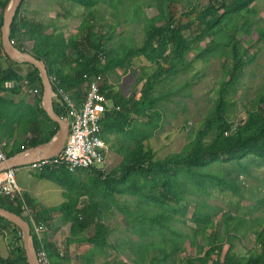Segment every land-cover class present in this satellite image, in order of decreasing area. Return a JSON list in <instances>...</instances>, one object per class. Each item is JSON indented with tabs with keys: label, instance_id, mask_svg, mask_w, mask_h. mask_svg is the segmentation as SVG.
<instances>
[{
	"label": "trees",
	"instance_id": "1",
	"mask_svg": "<svg viewBox=\"0 0 264 264\" xmlns=\"http://www.w3.org/2000/svg\"><path fill=\"white\" fill-rule=\"evenodd\" d=\"M29 1L37 0H23L13 18L9 36L13 47L43 61L48 77H54L71 99H82L85 76H101L100 90L111 102V109H107L101 120L102 140L110 132H121L115 128L116 124L130 127L126 132L130 140L117 150L121 161L106 175L101 168L93 169L94 176H87L86 180L81 176L88 175V171L69 173L62 166L41 171L40 178L64 190L67 201L63 204L47 208L28 194H23L24 204L18 198L0 197L1 208L29 224L36 253L43 249L50 264H71L69 250H59L50 240L51 235L68 226L69 236L78 243L97 240L102 243V264H108L113 252L124 254L125 244L129 245L133 256L129 259L132 264H175L176 260L177 264H264L263 222H259L261 230H251L260 252L238 258L233 253V243L250 227H244L240 215L224 212L206 202L216 191H229L239 198L244 191L238 175L212 173L209 169L212 165H232L248 173L249 161L264 164V78L258 95L245 110V117L235 122L227 118L228 112L235 109L232 95L237 91L236 85L260 51L257 48L250 53V50L256 43H264V15L260 18L256 9L257 3L264 0H206L205 3L195 0L182 10L178 6L183 0H148L144 6L155 10L151 17H145L140 5L132 1L131 18L128 15L126 21H143L142 40L137 46L124 45L120 51H115V45L110 43L116 25L105 22L103 11L112 9L119 14L124 0H61L70 5L68 13L76 8L85 10L74 33H67L55 22L48 24L31 17L22 8ZM8 2L0 0V28ZM127 12L125 7L122 14L127 15ZM253 33L256 40L250 38ZM192 53V61L205 65L220 53L222 76L216 97L202 121L190 132L184 147L164 158H156L151 139L164 124L166 104L190 85L186 80L174 90L172 83L191 65L187 57ZM1 57L9 65L0 64V142L13 140L6 153L9 158L48 142L57 125L53 124L46 134L41 130L39 117H48L40 107L42 84L37 69L28 63L12 62L0 42ZM143 63L148 64L151 73H145V67L141 66L129 94L114 93L109 77L116 70L125 75L135 65ZM22 65L28 67L24 74ZM136 88H139L137 92ZM22 90L36 91L32 105L15 106L12 100L2 97L8 91L20 94ZM15 107L17 111L12 112ZM55 112L62 115L61 109L55 108ZM16 131L24 132L25 141L14 140ZM84 196L86 201L81 200ZM259 203L264 206V199ZM115 212L127 225L125 232L135 235L137 241L110 240L113 229L105 222ZM189 213L190 235L175 228L176 222L186 224ZM218 215L222 233L217 229ZM33 223L46 229L40 240L34 233ZM2 224L5 230L0 233L4 236L8 231L9 241L8 255L0 254V264H26L20 231L0 218ZM198 237L207 240L209 247L201 256L181 258L179 255L185 253L186 242L194 247ZM82 264L96 263L94 258H87ZM117 264L127 262L120 260Z\"/></svg>",
	"mask_w": 264,
	"mask_h": 264
},
{
	"label": "rangeland",
	"instance_id": "2",
	"mask_svg": "<svg viewBox=\"0 0 264 264\" xmlns=\"http://www.w3.org/2000/svg\"><path fill=\"white\" fill-rule=\"evenodd\" d=\"M107 1V0H106ZM132 1H136L139 4L142 14L145 17H151L155 10L147 9L144 4L148 0H124V5L119 7V14L114 10L106 9L103 11L105 15V22L110 25H116L111 45H115V51H120L122 46L131 44L137 46L142 40V27L143 21L131 22L127 20L128 15L131 18L132 7L134 4ZM150 1V0H149ZM195 0H183L182 4L178 6L180 10L185 9L186 6L194 3ZM201 3H205L206 0H200ZM70 5L61 0H37L25 2L22 6L31 17H34L37 21L45 23H56L59 27H62L67 33H74L75 26L79 23L84 15L85 10L82 8H76L73 12L68 13ZM127 9V15H123ZM103 10L104 7L100 6ZM256 9L259 12L260 18L264 15V3H257ZM141 19V17H140ZM126 21V22H125ZM262 25V24H261ZM108 29V27L106 28ZM253 40L257 39L255 33L250 37ZM248 38H246L247 40ZM205 45L203 44V47ZM260 49L256 59L253 63L247 66L241 76L238 84L236 85V93L232 95L233 101L236 103L235 109L228 112L227 118L229 121H239L245 117V110L249 108L251 102L258 95V91L262 88L264 78V43L263 41L255 44L254 48L250 50L252 53L256 49ZM193 53L189 54L187 59L192 61ZM221 55L218 53L209 60L207 65L201 63V61H192L191 65L181 73L178 77L173 79L172 86L174 90L178 89L184 81H190V85L184 88L179 95H175L171 102L165 106V121L162 128L155 132L154 137L151 139L150 146L155 152L156 158H164L170 153L180 151L186 142L189 140L190 132L193 131L198 124L204 118V115L210 107L212 101L216 97V90L218 88V81L222 76L221 70ZM141 66L145 67V73H151V68L148 64L135 65L134 69L129 70L128 73L123 75L121 70H116L115 74L109 77V84L114 93L120 92L123 95L129 94L134 86L138 76L141 72ZM139 88L134 91L137 92ZM108 106L111 107V102H108ZM187 125V127H186ZM249 171L240 172L232 165H212L209 169L212 173L219 175H238L239 180L244 191L241 193L242 199L233 193L226 191L224 193L214 192L213 196L207 199V204L213 207H220L224 212L230 211L233 215H247L249 218L253 216V212L250 214V208H258L261 205L260 200L264 199V164L258 165L256 161H249ZM28 182V195L33 197L34 190H36L37 200L43 202L48 206H59L65 202L62 195V188L55 185L49 180L40 178V173L34 171L31 176L27 177ZM124 199V198H122ZM202 199V198H201ZM67 201V199H66ZM123 201V200H121ZM130 202V200H129ZM249 207V208H248ZM214 212V209H212ZM257 212V211H256ZM189 216L185 218L186 224L181 222L175 223V228L181 232L190 235L192 225L189 222ZM218 223V231L222 233L221 217H216ZM109 228L113 229L110 236V240L122 239L137 241L135 235H130L125 232L126 224L121 220V217L116 212L105 222ZM0 230H5V224L0 225ZM92 234H89V236ZM8 231L4 232V236L0 233V254L3 257L8 255ZM73 246V250L76 252L77 257L75 264L84 263L87 258H94L96 264L103 263L104 250L102 243L97 240L93 243H78L75 239H70ZM209 247L207 240L197 238L194 247L190 246L188 242L185 244V253L179 256L185 257L189 255H200L205 249ZM240 247L235 242V247ZM124 254L117 255L112 253L108 258V264H117L122 260L127 264H132L129 260L133 257L129 251V245H124ZM176 260V258H174ZM177 264V260L175 261Z\"/></svg>",
	"mask_w": 264,
	"mask_h": 264
},
{
	"label": "built area",
	"instance_id": "3",
	"mask_svg": "<svg viewBox=\"0 0 264 264\" xmlns=\"http://www.w3.org/2000/svg\"><path fill=\"white\" fill-rule=\"evenodd\" d=\"M85 78L84 93L78 106L69 94L58 86L59 82L54 77H49L53 88L55 86L52 94L53 98L65 110V118L68 120L69 127L68 135L61 152L57 156L30 163L28 165L30 170L42 171L46 167L62 166L69 173L78 171H88L90 173L93 169L102 168L106 146L100 137L101 120L107 111L108 100L100 90V75L89 78L85 76ZM33 92L36 93V91ZM5 160L4 154L0 151V162ZM17 170L18 167H13L0 171V197L18 198L24 204L23 192L15 181ZM25 209L33 222L30 211L26 206ZM33 229L40 240L46 230L45 227L33 223ZM37 258L40 264H50L43 249L37 253Z\"/></svg>",
	"mask_w": 264,
	"mask_h": 264
},
{
	"label": "crops",
	"instance_id": "4",
	"mask_svg": "<svg viewBox=\"0 0 264 264\" xmlns=\"http://www.w3.org/2000/svg\"><path fill=\"white\" fill-rule=\"evenodd\" d=\"M79 23H77V24H79ZM0 64L3 67H7L9 65V62L1 57L0 58ZM21 69H22V73L24 74L28 70V67L22 65ZM34 95L35 94H34L33 90H22L20 92V94H13L11 91H8L6 93H3L2 97L6 100H12L14 105L17 106L20 103H23L24 105H32L34 103V99H35ZM52 100H53L54 112H55V108L59 109V110L61 109L62 115L61 116L58 115V116L62 119H66L64 108L59 104V102L56 99L53 98V95H52ZM72 100L76 105H78V106L80 105L81 100H78V99H72ZM108 102H109V100H108ZM40 107L42 108V98H41ZM107 109H109V110L111 109V107L108 106V103H107ZM116 109H118V108H116ZM16 111H17V109L15 107L12 110V112H16ZM39 121H40L41 130L43 131L44 134H46L54 126L53 124L57 125V123L52 121L49 117H48V119H46L43 116H40ZM115 128L120 129L121 132L118 133V130H116L115 132H110L107 135H105V140H103V142L106 146V149L104 151V163H103L101 170L104 172V175L108 174L109 171H112L118 167V165L121 161V156L118 154L117 150L119 149V147H121L123 144H126L127 141L130 140L128 135L126 134V132L130 129V127H127L126 124H119V125L116 124ZM25 139H26V135L24 134L23 131H19V132L16 131L15 132L14 140H18V141L23 142V141H25ZM12 144H13V140H10V141L4 140V141L0 142V151L4 154L6 159H8V157H6V153L10 151ZM22 151H24V150H22ZM22 151H20V152H22ZM20 152H18V153H20ZM18 153H16V154H18ZM33 172H34L33 170H30L28 168V165L18 166V170L15 173V181H16L17 186L22 190L23 194L29 193V189H28L29 184L27 182V177L28 176L30 177L31 174H33ZM38 173H41V171H38ZM87 176H94V174L91 171L90 173H88V175H82L81 176L82 180H86ZM55 185H57V184H55ZM33 193H34V195L32 198L35 199L42 206L47 207V208L57 207V206H48V205L43 204V202H40L39 200H37L36 190H34ZM62 195L64 197V190L62 191ZM64 199H65V197H64ZM81 200L86 201L87 200L86 196L82 197ZM65 202H66V199H65ZM254 209L250 208V214L253 212V216L251 218H249L247 215H245V217L242 215V217L244 219V222H243L244 227H246V228L250 227L249 228L250 230L248 229L249 232L247 231V233H245L244 236L239 238V240L235 241L240 246V247H236V249L233 248V253L238 258L249 257L251 254L259 253L261 250L260 246L256 243V236L253 234V232L251 230H253V231L255 229L261 230V228L259 227V222H263V226H264V206H262V207L259 206V209L257 208V210H254ZM70 239H73V238L70 237L68 234V226H66L65 228L61 229L60 231H57L55 234L50 236L51 242L53 244H55L59 250H64V249L69 250L70 263L75 264V259L77 257V254L73 250V246L71 244ZM235 242L233 243L234 247H235ZM223 247H224V251H225L227 249L226 244H224ZM202 254H200V255H189L187 253L185 255V257H196V256H201ZM182 258H184V257H182Z\"/></svg>",
	"mask_w": 264,
	"mask_h": 264
},
{
	"label": "water",
	"instance_id": "5",
	"mask_svg": "<svg viewBox=\"0 0 264 264\" xmlns=\"http://www.w3.org/2000/svg\"><path fill=\"white\" fill-rule=\"evenodd\" d=\"M22 1L23 0H9L3 10L2 25L0 28L1 47L5 55L12 62L28 63L37 69L42 84V109L52 121L57 123V130L48 142L28 148L0 162V171L18 166H26L42 159H49L57 156L61 152L69 130L68 120L60 118L54 112L52 100L53 86L49 80L44 62L37 60L28 52L17 50L10 41L11 24ZM0 218L11 223L20 231L26 264H40L33 244V237L29 224L20 216L1 207Z\"/></svg>",
	"mask_w": 264,
	"mask_h": 264
}]
</instances>
